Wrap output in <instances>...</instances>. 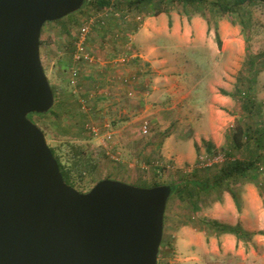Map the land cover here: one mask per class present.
<instances>
[{
	"label": "rangeland",
	"instance_id": "rangeland-1",
	"mask_svg": "<svg viewBox=\"0 0 264 264\" xmlns=\"http://www.w3.org/2000/svg\"><path fill=\"white\" fill-rule=\"evenodd\" d=\"M129 1L110 0L108 6L89 3L74 16L46 23L42 29L41 61L58 99L53 113L34 115L32 119L44 132L48 146L73 170L76 189L88 192L105 179L141 188L155 183L169 185L193 174L199 180L212 179L226 162L256 155L253 142L234 149L231 135L236 122L244 126L255 122L246 118L238 96H225L221 91L235 94L239 78L248 75V54L264 56V2L247 7L250 26L246 31L236 16H215L207 11L209 30L201 15L188 18L181 6L170 7L172 27L168 26L169 17L161 14L167 21L168 35L180 25L176 37L181 46L167 47L164 70L181 92L166 100L152 96V89L142 88V79L138 85L145 93L130 95L124 91L123 81L115 77L118 69L134 61L128 63L135 47L133 35L147 20L160 16H153L150 7L131 8ZM216 24L221 48L216 42ZM84 26L89 27L84 50L92 61L76 60ZM262 62L253 95L261 107V114L254 120L264 128V59ZM131 67L138 69L140 63L135 61ZM148 92L150 96L145 95ZM188 92H192L191 98L181 100ZM145 125L147 134L143 132ZM89 127L99 129L101 136L96 137ZM208 133L207 139H197V134ZM203 140L214 145L212 153L206 151ZM192 146L195 156L190 158ZM175 149L186 157L178 159ZM258 167L259 187L250 177L231 184L240 200V210L226 190L197 198V210L178 196L171 197L164 217V255L158 262L178 264L174 233L189 224L204 232L208 242L215 238V264H264V237L257 235L252 241H237L235 245L225 235L212 236V232L201 230L205 220L228 224L240 219L243 221L239 225L246 223L242 228L249 232L264 230V202L260 196V190H264V164ZM227 198H231L230 204Z\"/></svg>",
	"mask_w": 264,
	"mask_h": 264
},
{
	"label": "water",
	"instance_id": "water-1",
	"mask_svg": "<svg viewBox=\"0 0 264 264\" xmlns=\"http://www.w3.org/2000/svg\"><path fill=\"white\" fill-rule=\"evenodd\" d=\"M84 3L0 0V264H158L171 186L105 179L79 192L29 118L55 103L42 29Z\"/></svg>",
	"mask_w": 264,
	"mask_h": 264
},
{
	"label": "trees",
	"instance_id": "trees-1",
	"mask_svg": "<svg viewBox=\"0 0 264 264\" xmlns=\"http://www.w3.org/2000/svg\"><path fill=\"white\" fill-rule=\"evenodd\" d=\"M258 2H264V0H131L128 2V6L138 10L141 8L150 7L151 10H153V16L166 14L169 17V27H172L170 7L174 6H181L183 13L187 15L188 18H190L193 14L201 15L207 21L209 30L211 23L207 18V11H209L212 15L214 14L215 16H236L239 19V25L242 27V30L246 31L250 26V20L248 17L249 12L247 7ZM89 3H95L98 6H108L110 5V0H85V3L80 11L75 12L67 17H72L76 13L81 12ZM215 32L217 45L219 48H221L222 41L218 33L217 24L215 25ZM262 59H264L262 54H248L245 62V69L248 72V75L245 77V79L244 77L239 78L238 82L240 86H237L235 94L233 95L224 90L221 91L225 96H238L242 102V110L246 114V118L255 122L253 125L248 124L247 126H244L240 121L236 122L231 135V141L234 149L240 150L253 142L255 144L256 151L258 150L256 155L244 160L240 159L226 162L222 167L219 168V171L212 177V179L199 180L195 174H193V177L191 178L189 176L182 177L179 181H174L169 184V186L172 188L171 197L178 196L182 201L188 202L191 207L197 210L199 209L196 202L197 198L201 197L203 194H208L213 191L221 192L226 190L232 197L237 209L240 210V200L231 187L232 182H235L238 179L250 177L251 180L259 187L258 174L260 168L258 167V164H264V152L261 151L264 149V128L260 127L259 124L254 120L261 114V107L253 95V87L256 77L260 72L259 68L263 64ZM244 87H246L245 90ZM51 88L53 90L56 102L58 95L54 87L51 86ZM54 106L48 113L30 114L29 118L33 121L32 117L34 115L45 116L47 114L53 113ZM202 142L206 144V151L208 153H212V151L215 149L214 145L206 143L204 140ZM50 149L59 164L65 182L76 189L73 170L67 167V165L61 161L53 148L50 147ZM162 185L163 184L155 183L153 185H147V188ZM260 196L263 198L264 202L263 189L260 190ZM187 225L189 224H185V226ZM201 230L212 232L211 235L215 236L232 235L239 242L252 241L257 235L264 237V230L258 232H249L243 229L239 224L233 226L221 223L217 220H205ZM163 245L164 241L160 247L158 259L164 255V252L162 251ZM158 264H160V262H158Z\"/></svg>",
	"mask_w": 264,
	"mask_h": 264
},
{
	"label": "crops",
	"instance_id": "crops-1",
	"mask_svg": "<svg viewBox=\"0 0 264 264\" xmlns=\"http://www.w3.org/2000/svg\"><path fill=\"white\" fill-rule=\"evenodd\" d=\"M178 26L180 25H175V27L172 28V33L168 35L167 21L163 15H160L159 17L147 20L142 28H139L135 35H133L135 47L133 53L128 58V63L131 62V60H134L130 64L133 65L134 62L137 61L140 63V67L136 69L132 68V65L127 64L124 66L121 65L123 68L117 70L115 77L120 79L121 82L123 81L122 86L124 91H128L129 94L133 96H138L139 94L143 95L145 92L141 91V86L138 85L139 80L142 79V88H147L149 91L152 89L151 95L154 97L157 96L158 98H164L167 100L170 97L176 98L177 95L180 94L179 92H181V89H175V80L172 83L171 78L167 76L166 71L164 70L169 55L167 47L169 45L181 46L179 45V38L176 37L178 32H180ZM157 30H159V33H157ZM191 44L192 43H188V46ZM145 95L150 96V92ZM191 95L192 92H188L182 96L183 98L181 100H188L191 98ZM209 134L210 133L204 136L197 134V139H207L210 136ZM170 142L171 140L165 144L164 149H166L167 146L169 147ZM174 152L177 155L176 157L180 160L186 157L181 155L176 149ZM167 156L171 157L170 154ZM193 156H195V149L192 146L189 157L191 158ZM227 202L230 204V202H232L231 198H227ZM242 221L243 219H240L236 222L228 221L227 223L235 226L239 224V222L242 223ZM243 225L244 228H246L247 224L244 223ZM225 236L231 238L230 240H233L236 245L237 240L234 236ZM174 240L173 249L178 253V264L179 262H181V264H215L214 237L209 238V241H211L210 243L207 241L204 232L197 230L192 226H183L174 233Z\"/></svg>",
	"mask_w": 264,
	"mask_h": 264
},
{
	"label": "built area",
	"instance_id": "built-area-1",
	"mask_svg": "<svg viewBox=\"0 0 264 264\" xmlns=\"http://www.w3.org/2000/svg\"><path fill=\"white\" fill-rule=\"evenodd\" d=\"M88 34H89V27L88 26H84L82 29H81V32H80V36H79V40H78V43H77V50H78V54L76 55V60H80L82 58H84L85 60H90L92 61L93 59L90 57V55H88V53H85V50H84V46H85V43L87 41V37H88ZM109 125H106L105 127L108 128ZM89 129L91 130V132L96 136V137H99L101 136L100 134V130L95 128V127H89ZM144 134H147L148 133V128H147V125H145L144 127ZM110 135L107 137L110 139ZM111 151L109 149L108 151V154L110 155ZM113 158H115V155H111Z\"/></svg>",
	"mask_w": 264,
	"mask_h": 264
}]
</instances>
